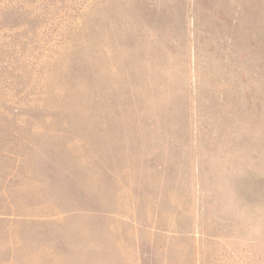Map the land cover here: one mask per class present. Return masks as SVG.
I'll return each instance as SVG.
<instances>
[{"label": "rangeland", "instance_id": "obj_1", "mask_svg": "<svg viewBox=\"0 0 264 264\" xmlns=\"http://www.w3.org/2000/svg\"><path fill=\"white\" fill-rule=\"evenodd\" d=\"M0 264H264V0H0Z\"/></svg>", "mask_w": 264, "mask_h": 264}]
</instances>
